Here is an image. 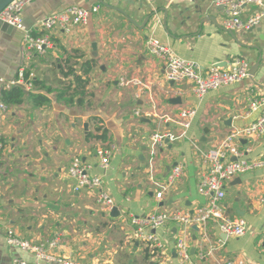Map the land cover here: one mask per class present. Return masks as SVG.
Listing matches in <instances>:
<instances>
[{
    "label": "crops",
    "instance_id": "obj_1",
    "mask_svg": "<svg viewBox=\"0 0 264 264\" xmlns=\"http://www.w3.org/2000/svg\"><path fill=\"white\" fill-rule=\"evenodd\" d=\"M72 5L100 9L84 25L55 29L53 45L42 55L24 49L25 30L0 29V76L11 79L23 71L27 77L34 73L33 81L39 82L31 88L18 85L25 92L23 101L4 100L8 110H0V264H12L16 257L34 263L32 253L8 244L9 229L33 243L60 236L56 252L80 264H184L175 248L181 234L177 222L155 231L162 247H154L135 236L131 218L164 210L192 212L208 203L209 197L198 192L209 168L201 151L216 149L234 127L246 126L259 115L250 113L249 101L264 97V18L252 29L230 30L224 26V8L212 0H34L22 17L27 29L38 33L42 19ZM255 10L244 6L243 18ZM150 36L196 61L204 72L214 65L229 68L238 58L247 61L250 72L259 66L253 78L199 98L190 83L167 79L162 61L147 50ZM86 63L90 69L85 73ZM67 66L87 80L82 105L58 98L65 81L73 79L64 77ZM122 79L139 84L121 85ZM33 95L47 96L49 102L35 103ZM178 97L182 101L174 102ZM184 108L196 109V115L187 137L158 149L156 180L164 182L177 164H183L184 174L158 198L149 175L150 137L177 133ZM100 129L106 138H100ZM239 145H252L249 157L256 158L264 151V138H242ZM102 146L112 149L106 170L96 153ZM76 156L102 176L118 214L102 210L94 192L76 188L69 175ZM226 191V215L243 218L248 231L227 237L215 222L205 230L192 228L188 242L193 264L237 259L264 264V169L237 176Z\"/></svg>",
    "mask_w": 264,
    "mask_h": 264
},
{
    "label": "built area",
    "instance_id": "obj_2",
    "mask_svg": "<svg viewBox=\"0 0 264 264\" xmlns=\"http://www.w3.org/2000/svg\"><path fill=\"white\" fill-rule=\"evenodd\" d=\"M34 0H13L0 14V21H5L14 28L26 31L23 47L32 54H44L46 49L52 47L51 33L57 29L84 25L88 22L91 13L98 12L100 5L91 9L72 5L62 10L55 11L44 19L39 25V32L35 33L27 29L22 14L26 6ZM150 2L151 0H146ZM225 10L224 26L230 30L252 29L262 22L264 18V0H212ZM253 5L257 7L247 18H243V7ZM148 52L158 58L165 66V74L169 81L182 84L190 83L195 95L199 98L212 90L223 86L241 82L250 76V66L245 59L238 58L231 67L223 68L212 66L204 72L196 61L181 57L168 44L154 36L146 41ZM34 73L29 77L21 71L17 77L6 79L0 76V110L6 112L8 105L3 99V93L23 83L26 88L33 86ZM121 85L130 83L139 84L136 79L120 81ZM250 113L258 112V117L251 123L242 127H234L220 142L216 149L207 152L201 151L203 160L209 168L199 180L198 192L209 197L207 204L198 207L194 211L164 210L154 212L146 216H132L131 223L136 227L135 236L149 245L162 247L161 238L155 232L158 228L165 227L169 222H177L181 226V234L176 239V252L180 261L184 264H193L192 253L189 246L191 230L194 227L205 230L207 223L215 222L221 233L227 237H242L248 231V224L243 218H231L225 213L223 201L227 195L226 184L241 174L264 169V151L256 158H250L253 146L240 148L242 138L258 141L264 138V97L254 96L249 101ZM139 114V111L136 112ZM196 115V109L184 108L178 114L179 131L154 133L150 137L151 156L149 175L150 180L158 187V198L169 190L184 174L183 164H177L164 182L156 180L157 151L165 142L176 141L187 137L188 130ZM2 133L0 132V147ZM99 158V166L108 169L112 158V149L102 146L96 151ZM231 156L235 159H231ZM92 164L85 162L80 156L72 159L69 167V175L75 179L76 188L88 189L96 194V201L102 210L109 212L115 206V199L103 187V178L92 173ZM264 200V197H263ZM206 237V233H204ZM222 242L223 240H219ZM7 242L13 247L34 255L33 264L55 262L57 264H80L72 257L58 254L57 248L61 243L60 236H56L46 243H33L28 239L19 237L13 230L7 233ZM200 253V258L212 254ZM12 264H28L21 258H14ZM222 264H247L243 259L228 260Z\"/></svg>",
    "mask_w": 264,
    "mask_h": 264
},
{
    "label": "trees",
    "instance_id": "obj_3",
    "mask_svg": "<svg viewBox=\"0 0 264 264\" xmlns=\"http://www.w3.org/2000/svg\"><path fill=\"white\" fill-rule=\"evenodd\" d=\"M90 63H86L84 65V72L86 73L90 69L89 66ZM63 74L65 78H73L68 79L65 81L64 88L62 91L59 92L58 98L64 99L67 103H76L78 105H82L83 100L87 93V80L84 79L81 75H78L76 73V70L73 66H67L65 70H63ZM33 85H38L39 82L34 80ZM50 91V89H49ZM24 89L23 87H14L11 90L5 91L3 94V99L12 102V103H21L24 98ZM33 100L35 103L42 104L49 102V98L47 96L42 95H33ZM103 131L102 129H100ZM105 130L102 132V135L100 138L104 139L105 136Z\"/></svg>",
    "mask_w": 264,
    "mask_h": 264
},
{
    "label": "water",
    "instance_id": "obj_4",
    "mask_svg": "<svg viewBox=\"0 0 264 264\" xmlns=\"http://www.w3.org/2000/svg\"><path fill=\"white\" fill-rule=\"evenodd\" d=\"M13 0H0V14L5 10V8L12 2ZM153 14H150L149 15V17H148V19H147V21H146V23L148 22V20L151 18V16H152ZM145 23V24H146ZM0 29L2 30V31H5V32H11L13 29H14V27L12 26V25H10L9 23H7V22H5V21H0ZM96 46L94 45V48H95ZM258 66L259 65H256V66H254L252 69H251V72H250V76L249 77H251V78H253V76H254V74L256 73V70L258 69ZM182 101V99L180 98V97H178V98H176V99H174V102H177V103H180ZM118 209L116 208V207H114L113 209H112V213H113V215H116V214H118ZM195 229H197V227H195ZM224 236H226V235H224Z\"/></svg>",
    "mask_w": 264,
    "mask_h": 264
}]
</instances>
